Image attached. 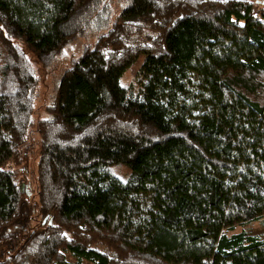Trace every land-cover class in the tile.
<instances>
[{
  "label": "trees",
  "instance_id": "trees-1",
  "mask_svg": "<svg viewBox=\"0 0 264 264\" xmlns=\"http://www.w3.org/2000/svg\"><path fill=\"white\" fill-rule=\"evenodd\" d=\"M263 3L0 0V264H264Z\"/></svg>",
  "mask_w": 264,
  "mask_h": 264
},
{
  "label": "rangeland",
  "instance_id": "rangeland-1",
  "mask_svg": "<svg viewBox=\"0 0 264 264\" xmlns=\"http://www.w3.org/2000/svg\"><path fill=\"white\" fill-rule=\"evenodd\" d=\"M262 7L264 9V3L262 4ZM79 46L75 45L73 48H70L68 52L71 50L74 53H78ZM75 55V54H74ZM143 58H139L136 64L131 67L127 72H125L121 78V83L124 85H130L134 89L137 88V78H138V72L139 67L142 62ZM69 59H65L62 61V65H65L68 63ZM34 61V60H33ZM32 61V62H33ZM33 66L35 68L36 74L40 77V86H39V94L37 98V110L36 113L38 116H43V105L45 104L51 88L53 86L54 78L56 75L59 74V70L56 71H39L38 65L33 62ZM37 116V117H38ZM44 117V116H43ZM36 164H37V148H35V140L32 139L31 143L29 145L28 150L25 153V161L24 164L18 169L20 174L24 178V187L25 191L29 193V198L32 199L33 191H35V173H36ZM119 176H125L124 170L118 171ZM239 232H246L250 235L258 236V237H264V224L261 221H254L248 224H242L239 226H236L232 230H226L224 233L226 235H232ZM72 262V260H70ZM82 264H85L82 262Z\"/></svg>",
  "mask_w": 264,
  "mask_h": 264
}]
</instances>
